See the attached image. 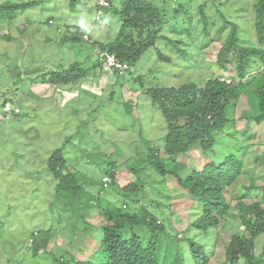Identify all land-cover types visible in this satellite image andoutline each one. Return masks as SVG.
<instances>
[{
	"label": "rangeland",
	"instance_id": "rangeland-1",
	"mask_svg": "<svg viewBox=\"0 0 264 264\" xmlns=\"http://www.w3.org/2000/svg\"><path fill=\"white\" fill-rule=\"evenodd\" d=\"M32 1H38L39 5L17 13L13 20L0 19V264H59L54 257L72 260V255L81 260L80 254L76 256L80 249L74 240L82 233L76 232L83 228L79 226L83 222L77 221L82 217L71 213L77 205L65 212L64 206L59 204L66 203V199L57 194L58 182L48 172L50 155L65 146L67 159L68 156L73 158L69 167L74 169L70 170L79 174L85 196L100 191L103 200L114 204L130 200L122 196L118 188L110 186L115 178L112 174L106 175V171L112 166L122 173L137 160L146 167L141 161L148 147L143 143L145 140L164 152L166 120L153 105L147 90L157 86L180 87L190 82L201 85L217 75L229 76L215 64L221 43L230 33L226 30L217 34L223 23L216 12L219 1L223 3V13L240 26L245 46H259L255 6L261 0H145L162 9L161 35L165 39L148 50L131 72L117 77L95 70V52L99 46L94 50L92 40L107 43L116 39L122 26L118 14L98 6L100 0H76L74 5H70L71 0H0V4ZM126 1L113 0L112 9H121ZM204 6L209 15L210 37L219 41L209 43L205 34V19L201 14ZM50 18L53 20L49 23ZM74 27L85 29L91 39L85 37V41L79 43L62 44V37ZM59 29L63 33H59ZM6 35L11 36L12 41H8ZM176 39H183V43L175 46L171 40ZM196 46L205 48L200 55ZM159 53L169 60L160 59ZM75 63L92 68L88 80L78 85L42 83L45 74L66 70ZM262 72L264 66L252 75L257 77ZM6 99L16 104L10 106L19 109L20 115L8 118L3 113ZM125 105L134 106V110L129 112L130 108ZM248 107L244 101H239L236 107L238 133L228 126L217 136L219 143L212 150L192 149L190 157L179 155L177 162L188 164L189 169H202L211 161L219 163L228 155H237L243 162L238 188L252 183L261 185L264 166L256 160L264 149V125L260 127L239 118ZM131 179L128 177L122 185H127ZM106 180H110V185H104ZM94 181H102L103 186ZM167 181L168 184L152 167L145 169L142 182L146 190L140 193L144 198L136 205L152 209L164 222L156 238L157 246L166 255L160 264H170L176 247L183 249L182 264H200L189 252L188 238H196L208 246L209 264H223L226 244L237 230L239 218H229L227 224L218 228L217 234H205L192 228L193 233L179 239L173 226L183 230L191 211L185 198H176L184 193L176 178L169 175ZM163 194L171 196L172 200L166 198L164 206L155 207V201ZM199 211L201 213L202 208L198 203L194 214ZM173 213L178 215L179 221L174 218L172 222ZM233 213L237 211L233 209ZM90 219L96 224L104 222L103 211L92 210ZM85 227L84 223V230ZM41 229H52L53 233L47 251L34 256L29 250L31 239L33 233ZM135 232L144 241L152 237L148 228H135ZM255 252L257 256L264 253V236L257 240Z\"/></svg>",
	"mask_w": 264,
	"mask_h": 264
},
{
	"label": "trees",
	"instance_id": "trees-1",
	"mask_svg": "<svg viewBox=\"0 0 264 264\" xmlns=\"http://www.w3.org/2000/svg\"><path fill=\"white\" fill-rule=\"evenodd\" d=\"M75 2L76 0H71L70 5H74ZM222 4L219 1L216 5V12L220 14L223 22L217 34L221 35L226 30L230 33L221 43V50L217 54L215 64L219 70L229 76L217 75L201 85L190 82L180 87L157 86L147 90V95L151 98L153 105L161 111L166 120L167 135L163 147L164 152L151 144L152 142L142 140L148 145L145 157L141 160L147 164L146 167L137 160L126 166L122 173L112 166L106 171V175L112 174L115 178L110 186L118 188V191L122 192L121 195L130 200H126L125 204H114L103 200L100 191L91 193L90 197L85 196L86 190L80 184L79 174L71 171L73 167H69L73 158L67 155V159L65 146L53 151L50 155L47 169L58 182L57 194L64 200L70 201L68 204L66 200V203L59 204L64 206L65 212H68L71 206L77 205L71 213L76 217H82L77 221L83 222L79 225H83V228L76 230L82 233L74 240V243L79 244L80 253L72 252L76 256L80 254L81 260H77L78 256L75 258L70 253L72 260H65L64 256H60L59 258L54 257L55 262L59 264H160L162 257L166 256L157 246L158 240L156 239L162 231L163 225L159 224L161 219L156 217L152 209L136 206L144 198L140 193L146 190L142 182L143 171L152 167L160 177L165 179L167 184L169 175L176 178L184 191L176 198H185V204L191 211L190 214L194 212L195 204L199 203L202 211L196 214L198 218L192 224L193 227L208 234L209 229L218 226L222 221L239 218L240 224L237 232L235 231L231 236L226 248V264H237L240 261L245 264L264 263V253L257 256L255 252L257 240L264 236V177L260 180L261 185L254 186L252 183L249 186L238 188L243 162L237 155H228L224 161L219 163L211 161L202 169H189L188 164L177 162L179 155L190 157L189 152L192 149L212 150L219 143L217 136L226 127L231 126L235 129V112L239 101H244L249 106L245 108L247 110L242 111L240 119L252 121L260 127L264 125V72L257 77L252 75L255 70L264 66V0L255 6V26L259 46L253 47L245 46L240 26L223 13ZM37 5H39L38 1L5 2L0 4V19L13 20L17 13ZM112 7L113 1L110 7L104 9H111L113 14L119 15L122 22L119 34L116 39L107 43L92 40L94 50L98 45L99 51L114 55L120 62L128 63L132 69L148 50L156 48L158 42L165 39V36L161 35L163 30L161 27L162 9L159 5L145 0H127L121 9L113 10ZM201 14L205 19V34L211 43L216 38L210 37V22L206 6L201 8ZM99 19L100 17L97 20ZM52 20L50 18L48 22ZM58 31L63 33L60 29ZM85 37L91 39L85 29L74 27L62 37L61 43L75 44L85 41ZM5 38L12 41L9 35ZM171 42L178 46L183 43V39L171 40ZM195 49L200 55L205 48L196 46ZM159 57L162 60H169L161 53ZM95 67V70L101 69L102 62L97 61ZM208 67L213 71L210 65ZM131 69L128 72H131ZM91 70L92 68H83L80 63H75L66 70L45 74L42 83L78 85L89 79ZM113 75L124 76L120 70ZM112 94L116 96L114 92ZM4 103L3 107L8 103L15 104L11 99H6ZM125 107L130 108L129 112L134 110V106L125 105ZM20 114V111L11 110L5 115L10 118ZM235 131L238 133L236 129ZM256 163L264 166V149L257 157ZM132 176L133 179H131ZM128 177L132 181L123 186L122 184ZM134 178L135 181H133ZM102 181H94V184L103 186ZM166 198L172 200L171 196L163 194L155 201V207L164 206ZM231 202H236V204L233 206ZM94 209L103 211L104 222L96 224L91 221L90 215ZM233 209L237 211L236 214L233 213ZM65 220L67 221L66 218ZM84 223L86 224L85 230ZM135 228H148L152 233L151 239L144 241L135 232ZM52 233V229H41L33 233L32 246L29 250L34 256L39 255L43 250L47 251ZM187 241L192 257L198 258L200 264H209L208 246L197 241L196 238H189ZM173 253L175 254L169 260L170 264H182L184 262L183 249L176 247Z\"/></svg>",
	"mask_w": 264,
	"mask_h": 264
},
{
	"label": "clouds",
	"instance_id": "clouds-1",
	"mask_svg": "<svg viewBox=\"0 0 264 264\" xmlns=\"http://www.w3.org/2000/svg\"><path fill=\"white\" fill-rule=\"evenodd\" d=\"M100 50V48L98 49V55L96 56V52H95V56L97 57V61H99V63L100 62H102V68L101 69H99V71L100 72H104V73H106V74H114V73H116V71H119V70H112V71H105L104 69H103V63H104V59H106V55H112V54H110V53H108V52H106V51H104V52H101V51H99ZM112 56H114V55H112ZM115 57V56H114ZM123 64H126V65H128V68L126 69V70H124V71H120L121 72V74H123V75H125L130 69H131V66L128 64V63H126V62H123V61H121ZM107 79V81H108V77L106 78ZM13 106V105H12ZM4 107H5V105H4ZM4 107H3V113L4 114H7V113H9V112H4ZM11 110H13V111H15V112H18L19 111V109H16V108H12ZM11 112V111H10ZM110 183V180H106L105 181V183H104V185H108ZM110 185V184H109ZM173 214H175V213H173ZM193 215H194V219H193ZM174 218H176V220L177 221H179V219H178V215L177 214H175V216L172 218V222H173V219ZM197 218H198V216L196 215V214H194V212L192 213V214H188L187 215V217H186V220H185V228L183 229V230H178L175 226H173V228L178 232L177 234H178V238L179 239H185L186 237H185V234L186 233H189V232H191V233H193L194 231H192L191 229L192 228H196V227H193L192 226V224L197 220ZM229 222V219H227L226 221L224 220V221H222V223L221 224H219L218 226H216V227H213V228H211V229H209V233H215V234H217V230H218V228L219 227H221V226H223L224 224H227ZM160 223H162V225L164 224V222H163V220H160L159 221V224ZM174 224V223H173ZM240 224V223H239ZM237 224H235L234 226H236ZM239 225H237V227H238ZM198 229V228H197ZM182 231V232H181ZM199 231H196V233H198ZM235 232V231H234ZM234 232H233V234H234ZM236 232H237V230H236ZM161 234V233H160ZM189 239V238H188ZM230 241V240H229ZM229 241L227 242V244H226V248H227V245H228V243H229ZM31 243H32V240H31ZM226 248H225V254H226ZM224 258H226V256H224Z\"/></svg>",
	"mask_w": 264,
	"mask_h": 264
},
{
	"label": "built area",
	"instance_id": "built-area-1",
	"mask_svg": "<svg viewBox=\"0 0 264 264\" xmlns=\"http://www.w3.org/2000/svg\"><path fill=\"white\" fill-rule=\"evenodd\" d=\"M113 0H100L99 6L103 8H107L111 6ZM128 68V65L123 64L120 62L116 57L112 55H106V59H104L103 63V69L105 71H112V70H120L124 71ZM11 104H6L4 107V112H10L11 111Z\"/></svg>",
	"mask_w": 264,
	"mask_h": 264
},
{
	"label": "crops",
	"instance_id": "crops-1",
	"mask_svg": "<svg viewBox=\"0 0 264 264\" xmlns=\"http://www.w3.org/2000/svg\"><path fill=\"white\" fill-rule=\"evenodd\" d=\"M222 263L223 264H226V258H224L223 260H222ZM237 264H245V262H243V261H240L239 263H237Z\"/></svg>",
	"mask_w": 264,
	"mask_h": 264
}]
</instances>
